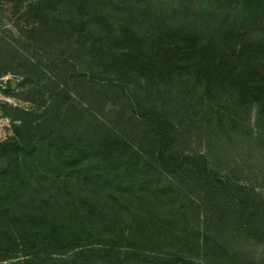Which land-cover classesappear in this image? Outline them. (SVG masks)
Here are the masks:
<instances>
[{"label":"rangeland","instance_id":"obj_1","mask_svg":"<svg viewBox=\"0 0 264 264\" xmlns=\"http://www.w3.org/2000/svg\"><path fill=\"white\" fill-rule=\"evenodd\" d=\"M79 1L0 0V32L3 31L0 38L5 42H0V145L15 138L19 141L14 147L0 149V155L5 156L0 159V264H170L168 253L177 249L185 250L183 253H188L193 264H203L199 258L205 251L214 248L216 256L224 255L219 247H223L226 239L233 244L225 264H264V242L247 234L252 233L249 229L239 231L234 224L238 206L232 202V197H245L246 213L252 214L249 201L258 199L255 193L264 194V100L258 113L255 108L259 104L255 100L252 110L239 115L237 91L231 89L226 94L229 100L220 107L225 115L222 112L212 117L198 112L188 115L181 110L178 115L188 119L183 126L182 142L176 140L175 146L169 148L190 157L185 163L191 166L180 172L168 167V153L159 158L165 145L173 144L174 137H168L170 122L158 131L153 121L139 118L147 114L142 112V105L153 106L150 96L119 83L93 88L90 81L80 77V72L88 74L90 66H98L88 55V48L81 47L77 35L82 27L86 30L104 27V33L113 31L106 48L122 59L131 58L138 49L139 29L147 25L149 18L162 19L159 28L172 30L175 43L191 46L193 55L204 33L198 23L211 19L216 24L223 22L243 3L87 0V9L81 12ZM37 3L40 7L31 6ZM43 11L52 16L45 26ZM73 19L75 30L71 34L51 39L50 30L57 32L62 24L69 27ZM35 21L39 23H34L33 29L46 30L42 33L46 40L35 43L30 39L32 43L27 45L19 37L27 35L29 23ZM257 26L242 29L231 39L238 45L264 42V29ZM56 41L67 51L62 58L57 50L54 52ZM7 44L22 49V55L12 57ZM148 46L145 41L144 48ZM256 54L258 61L264 63V53ZM246 63L247 58L236 71ZM67 74L69 80L65 79ZM61 83H66V88ZM170 85L161 89L164 99L174 96L169 109L174 105L176 110L182 109V92ZM231 117L233 122L227 121ZM23 119L29 122L24 127L20 122ZM171 119L177 121L175 115ZM219 120L230 126H221ZM80 147L82 153L77 154ZM51 151L56 153L60 169L54 166ZM98 160L101 164L96 167ZM204 160L213 171L212 177L221 178L226 184L210 188L227 196L219 201L199 199V191L206 187L205 183L198 184ZM116 171L122 175L114 179L112 172ZM131 174L136 178L128 181L125 175ZM178 176L181 179L187 176L183 185H189L190 194L171 193L170 180ZM34 187L37 189L33 190ZM68 187L78 197L77 201L83 203L81 207L90 210L82 222V228L87 230L79 234L74 219L65 223V215H75L76 219L77 213L80 216L66 191ZM34 192H37L35 199ZM50 192L58 193L57 203L63 209L53 222H48V213H40L46 203L41 197ZM118 197L129 204L121 207L116 222L101 219L103 213L95 208L91 215L92 202L114 203ZM31 206L38 211L33 212ZM221 210L233 218L225 227ZM138 212H143L147 221H140ZM244 218L250 222V215ZM65 226L69 229L62 234ZM182 229L189 233V241L194 244L176 242L175 236ZM87 231L93 238L85 242ZM79 251L83 253L78 254ZM131 251L135 255L130 256ZM221 263L220 259L215 262Z\"/></svg>","mask_w":264,"mask_h":264},{"label":"trees","instance_id":"obj_2","mask_svg":"<svg viewBox=\"0 0 264 264\" xmlns=\"http://www.w3.org/2000/svg\"><path fill=\"white\" fill-rule=\"evenodd\" d=\"M236 3L237 5L241 3L243 4H241L242 6H237L236 11L231 13L229 17H225L223 22H218L216 24V21L211 19L208 23H198L199 26L203 28L204 33L203 36L198 39L200 40V45L193 55H190L192 50L191 46L184 47L177 45V43H175L177 39L171 37L173 31L164 27L159 28V22L162 19L157 21L154 17L149 18L147 25L139 29L141 41L138 49L131 58L119 59L116 57L114 52H111L109 48H106L107 39L114 35L113 31L108 30L104 33V27H93L88 30H86L85 27H82L78 31L80 33H78L77 36L80 40L81 47L88 48V55L93 57L92 60L98 64V66H90L88 74L86 72H80V77H84V80L86 78L90 81L93 88L119 83L120 85L126 84L129 85L128 87H134L135 92L143 90L146 96H150L152 98L153 106L142 105V112L145 113L147 111V116H139L140 120L142 119L149 122L153 121L156 124L158 131H162L163 126L170 122L168 137H174L172 140L173 144H166L163 148V152L159 156L161 159L162 156H165L167 153L169 154V168H177L178 171L184 172L188 170L186 169L187 167L191 166L185 163V161L190 159L188 155L181 151L173 152L169 149L171 146H175L176 140H180L179 143L182 142L181 137L183 133V126L186 124L188 119L186 120L185 117L178 115L181 110L186 111L188 115L196 114L198 112L201 113V115H209L212 117L214 116V113L222 112L220 107L224 102L229 100L228 96L226 97V94L228 92L229 95L231 89H236L237 91L236 100H238V103L235 104L236 109L239 111V115L245 113V111L249 112L252 110L253 102H255V100L259 104L258 107L255 108L256 113L260 110L259 106L261 105V101L264 100V63H260L258 61L256 53H264V42L241 43L238 45L231 38L232 36L238 35L242 29L248 30V28H250L253 24H257V27L264 29V0H252L250 2H247V0H236ZM88 5L89 3L87 0H80L79 7L81 8V12H85ZM31 6L40 7V3ZM48 14V12H42V20H47V22L43 23L44 26L48 25L49 21H52V16H49ZM39 21L29 23V33L19 37L21 42H25V44L30 45L32 43L30 39H32L35 43H39L41 40H46L45 37H42V33L46 30L40 31L37 28L33 29L34 23H39ZM74 26L75 21L73 19L70 22L69 27H64L62 24L61 27L58 28L59 30L57 32L50 30L49 32L53 33L51 39L56 40L58 35L62 37L64 34H71L75 30L73 29ZM22 28L25 29L26 27ZM175 35L178 36L179 33H175ZM2 36L3 31L0 32V37ZM145 41L149 42L147 49L144 48ZM0 42L5 43L4 39L1 38ZM49 43L51 44V42ZM56 43L57 47L55 46L54 52L57 50V54H59L62 58L67 51L59 46V41H56ZM4 46L6 48V44H4ZM7 50L12 57H15L16 55L17 57H20L22 55V49H15L10 44H7ZM252 54L253 56H251ZM105 57L108 59H105ZM112 58L114 60H112ZM246 58V66L237 72L236 68H238ZM58 61L64 60L58 59ZM69 78L70 76L67 74L65 79L69 80ZM65 84L66 83H61L59 85L66 88ZM170 84H174L175 88L182 92V109L176 110L175 105L173 109H169V106L174 100V96L164 99L165 95L162 93L161 89L164 86H171ZM241 106H243V109ZM25 112L26 111L23 113ZM174 115L176 116L177 121H173L171 119ZM179 118H181V120ZM227 121L233 122L232 117L228 118ZM20 122L22 123V127L29 124L26 119H23L22 121L20 120ZM219 122L223 127L229 125L228 123H224L222 120H219ZM40 141L44 142L43 138H41ZM31 143L32 142L30 141L29 144ZM17 144H19V141L16 138L14 140H7L0 145V149L14 147ZM47 145L48 143H46V147L52 150L53 147H48ZM26 148L27 147L21 150L24 151ZM81 148L82 147L78 149L77 154L82 153ZM50 154L53 156L54 164H56L54 166L60 169L61 163L57 158H55V156L57 157L56 153L51 151ZM0 156V159L2 160L5 157L3 154ZM108 160L109 158L105 157V161L108 162ZM203 163L204 166L200 165L202 169L200 170L201 177L198 184L200 185L201 183H205L206 187L199 191L201 195L199 196V199L212 198L219 201L223 199V197H227L226 195H219V193L210 189L211 187L216 186V184H220L221 186H226V184H224L221 178L216 179L212 177L213 171L207 160H204ZM100 164L101 160H98L95 163V166H100ZM107 172L108 168L104 171V174ZM117 175L121 176L122 172H112V178L117 179ZM99 176L100 175L97 177ZM125 178L129 181V178L131 180L136 177L131 174L130 177L125 175ZM183 178L184 179H181L178 176L176 179L170 180L172 186L171 193H173V195L180 192L190 194V191H188L189 185L187 184L185 187L183 185L186 182L185 178L187 179V176H184ZM105 179H107L106 175ZM64 187L66 188L67 186ZM36 189L37 187H34L33 190ZM66 191H68V194L70 193L71 202L75 205L80 216L77 213L78 219H76L75 215H65V223L71 221V218L74 219L73 223H75V231L79 234L87 230L82 228V222L87 214L90 213V210L89 208L87 209L81 207L80 204L83 203L77 201L78 197H76L74 192H71L69 187ZM36 193H33L34 199L36 198ZM225 193L229 194V191H225ZM255 194L258 195V199L256 201L253 198L249 199H253V202L249 201L251 202L249 208H252V214L246 213L248 203L245 197H232V202L234 205L236 204V206H238V214L235 219L236 221L234 220V224L238 226V229L240 228V232L249 229L252 233L247 234L256 240L260 239L264 242V194L262 192ZM57 197V192H55V195L52 192L46 193L43 197H41L42 201L46 203L40 213L41 215L48 213L50 218L48 222H53V220L56 219L55 215L59 211L63 210L58 206ZM194 200L198 202V205H201L199 204L200 200L198 201L197 198ZM91 204L93 206V208H90L92 209L91 215L93 210L97 209L98 212L103 213L100 214L101 219H104L103 217H105L108 223L113 224L116 222L115 220L121 207H127L129 202H127L123 197H118L117 201L114 203L95 201ZM31 210L33 212L38 211L34 209L33 206H31ZM221 211L224 213L225 210ZM222 215L224 221L223 226L225 227L231 223L233 218L228 214L225 215V213ZM248 215H250V222L248 220L246 221L244 218L248 217ZM138 217L140 221H147V219L144 218L143 212H138ZM207 217L208 216H206L205 219ZM184 225L188 224L185 223ZM59 226V224L56 225V228L58 229ZM64 228L65 229L61 231L62 234L69 229L66 226ZM125 231L127 232L126 229ZM85 236V242L90 238H93V235L88 231ZM182 238L185 240H181ZM189 238L190 235L185 229L177 232V235L175 236L177 243L186 241V243L194 244V242L189 241ZM64 243H66V241H64ZM232 244V241L226 239L223 247L220 248L217 245L220 252L224 251V255H221L220 253L216 256L215 254H217V251L214 250V248H212L209 252L205 251L203 253L204 255L199 258V263L215 264V262H219L220 259L221 262L223 261L221 264H225V260L229 256V248ZM186 250L192 251V249ZM183 252H185V250L181 251L180 249H177V251H170L168 253V262L170 264H193V261L189 260L190 256L188 253L185 254ZM80 253H83V251H79L78 254ZM129 255L133 256L135 255V252L131 251L129 252ZM207 255H211V257L207 258ZM214 255L216 256V260Z\"/></svg>","mask_w":264,"mask_h":264}]
</instances>
